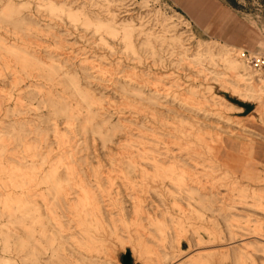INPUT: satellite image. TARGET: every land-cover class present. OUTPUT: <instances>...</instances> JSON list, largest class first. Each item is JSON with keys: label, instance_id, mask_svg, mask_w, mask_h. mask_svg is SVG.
<instances>
[{"label": "rangeland", "instance_id": "374dc122", "mask_svg": "<svg viewBox=\"0 0 264 264\" xmlns=\"http://www.w3.org/2000/svg\"><path fill=\"white\" fill-rule=\"evenodd\" d=\"M215 1L216 36L172 0H0V264H264V0Z\"/></svg>", "mask_w": 264, "mask_h": 264}, {"label": "crops", "instance_id": "0c3cea01", "mask_svg": "<svg viewBox=\"0 0 264 264\" xmlns=\"http://www.w3.org/2000/svg\"><path fill=\"white\" fill-rule=\"evenodd\" d=\"M176 2L186 12V15L192 19L195 25L199 24L201 31L205 34H213L216 30L214 26H220L217 19L216 10L220 9L218 2L215 0H172ZM214 31V32H213ZM217 32L213 35L216 36ZM260 44V41H258ZM251 50H242L248 53H257L256 46Z\"/></svg>", "mask_w": 264, "mask_h": 264}, {"label": "built area", "instance_id": "2783aa9c", "mask_svg": "<svg viewBox=\"0 0 264 264\" xmlns=\"http://www.w3.org/2000/svg\"><path fill=\"white\" fill-rule=\"evenodd\" d=\"M241 53V58L254 68L257 75H260L264 79V58L259 53H248L244 51Z\"/></svg>", "mask_w": 264, "mask_h": 264}, {"label": "bare ground", "instance_id": "6f19581e", "mask_svg": "<svg viewBox=\"0 0 264 264\" xmlns=\"http://www.w3.org/2000/svg\"><path fill=\"white\" fill-rule=\"evenodd\" d=\"M52 11H57V10H59V7H55V6H50L49 7ZM123 9V10H122ZM131 10V8H127V7H125V8H122L121 6H117V12H119L120 14H123V17H128V16H130L131 14H129V11ZM230 55H228L227 57V59L229 60V57ZM238 64V63H237ZM226 66H227V64H226ZM228 70H232V72H236L238 69L240 70L241 69V65H230V66H228V68H227ZM237 73H238V71H237ZM263 80V79H262ZM259 81V80H258ZM259 83V82H258ZM263 85V84H262ZM260 88H262L263 90H264V85L263 86H261ZM136 171V170H135ZM247 199V198H246ZM96 216V215H95ZM261 231V230H260ZM262 233V232H261ZM260 233V234H261ZM264 233V232H263ZM250 238V237H249ZM95 241L97 240V239H94ZM263 243H264V240H262V239H260ZM243 242V241H242ZM239 243V242H238ZM209 246V245H208ZM217 246V245H216ZM223 246V245H222ZM202 249H204V248H202ZM224 250V249H223ZM225 251V250H224ZM216 252V251H215ZM212 255H213V253H211ZM213 256H215V255H213ZM212 256V257H213ZM198 257V256H197ZM186 258H189V257H186ZM185 258V259H186ZM242 259V258H241Z\"/></svg>", "mask_w": 264, "mask_h": 264}, {"label": "water", "instance_id": "95a60500", "mask_svg": "<svg viewBox=\"0 0 264 264\" xmlns=\"http://www.w3.org/2000/svg\"><path fill=\"white\" fill-rule=\"evenodd\" d=\"M248 110H249V108H248ZM128 262H129V257L127 256L126 258H124V264H128Z\"/></svg>", "mask_w": 264, "mask_h": 264}]
</instances>
